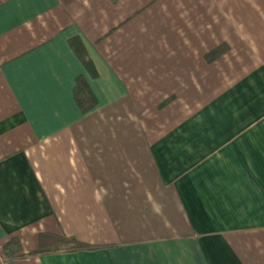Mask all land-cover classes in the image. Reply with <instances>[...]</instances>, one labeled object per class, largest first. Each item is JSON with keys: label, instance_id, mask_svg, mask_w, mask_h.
Listing matches in <instances>:
<instances>
[{"label": "crops", "instance_id": "0c3cea01", "mask_svg": "<svg viewBox=\"0 0 264 264\" xmlns=\"http://www.w3.org/2000/svg\"><path fill=\"white\" fill-rule=\"evenodd\" d=\"M0 264H264V0H0Z\"/></svg>", "mask_w": 264, "mask_h": 264}, {"label": "trees", "instance_id": "16d2710c", "mask_svg": "<svg viewBox=\"0 0 264 264\" xmlns=\"http://www.w3.org/2000/svg\"><path fill=\"white\" fill-rule=\"evenodd\" d=\"M216 52L217 51L215 50L212 53L208 54L207 58L208 59L212 58L214 54H216ZM74 95L83 112H86L88 109L92 107V105L90 104L86 105V97L82 93L81 86L78 82L76 83V87L74 89ZM45 236L49 238V245L42 247V249H39L37 253H52V252H59V251L72 252V251H77V250L92 249L95 247V246L85 244L83 242H79L76 239L70 238V237L50 236L48 234L47 235L42 234V238ZM14 245H16V242L14 239L8 240L4 244V247H3L4 251L6 253L11 252L13 250Z\"/></svg>", "mask_w": 264, "mask_h": 264}]
</instances>
